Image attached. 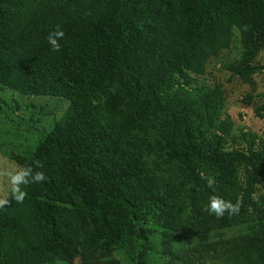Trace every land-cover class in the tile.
Returning <instances> with one entry per match:
<instances>
[{
    "label": "trees",
    "instance_id": "trees-1",
    "mask_svg": "<svg viewBox=\"0 0 264 264\" xmlns=\"http://www.w3.org/2000/svg\"><path fill=\"white\" fill-rule=\"evenodd\" d=\"M176 2L178 22L172 0H0V85L73 102L22 162L39 160L47 180L0 209V264H199L202 250L264 264V140L223 150L222 95L191 76L234 27L247 50L264 46V0ZM248 59L227 65L245 83ZM212 195L239 199V214L204 211Z\"/></svg>",
    "mask_w": 264,
    "mask_h": 264
},
{
    "label": "rangeland",
    "instance_id": "rangeland-1",
    "mask_svg": "<svg viewBox=\"0 0 264 264\" xmlns=\"http://www.w3.org/2000/svg\"><path fill=\"white\" fill-rule=\"evenodd\" d=\"M172 5L173 17L178 22L182 19V9L176 0H172ZM187 24L190 25L191 21L187 20ZM233 32L230 47L212 57L202 75H191L194 88H205L222 95L216 119L217 124H226V132L220 133L223 150L243 149L251 140L257 143L264 140V110L261 108V95L264 92V46L247 50L242 45L239 29L234 27ZM244 54L255 69L249 76L248 83L238 76H232L227 69L228 64L241 59ZM72 103L70 99L51 92L24 93L0 85V159L22 166L24 160L34 155ZM241 232L240 228L234 227L225 230L224 234L226 239H237ZM189 238L185 239L183 247H201L215 236ZM198 262L232 264L219 250H202ZM75 264L82 263L76 259Z\"/></svg>",
    "mask_w": 264,
    "mask_h": 264
},
{
    "label": "clouds",
    "instance_id": "clouds-1",
    "mask_svg": "<svg viewBox=\"0 0 264 264\" xmlns=\"http://www.w3.org/2000/svg\"><path fill=\"white\" fill-rule=\"evenodd\" d=\"M65 37V32L60 25H56L54 30L49 32L46 39L54 52L61 50L60 41ZM35 168L31 165L21 166L12 164L4 159H0V209L10 205L12 201L17 204H22L28 193L27 186L33 183H42L47 180L43 171L39 169L43 167L39 160L34 161ZM207 186L214 188L215 178L208 176L205 178ZM241 201L237 199L235 203L223 199L219 195L209 197L207 206L204 211L215 215L217 218L224 217L225 213L229 216L237 215L241 209Z\"/></svg>",
    "mask_w": 264,
    "mask_h": 264
}]
</instances>
